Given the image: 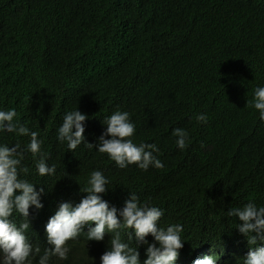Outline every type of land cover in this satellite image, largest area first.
I'll list each match as a JSON object with an SVG mask.
<instances>
[{"label": "trees", "instance_id": "trees-1", "mask_svg": "<svg viewBox=\"0 0 264 264\" xmlns=\"http://www.w3.org/2000/svg\"><path fill=\"white\" fill-rule=\"evenodd\" d=\"M61 45L73 77L62 70ZM257 85L264 0H0V109L14 108L49 145L69 109L88 114L90 143L105 115L128 111L134 142L156 143L164 163L136 181L141 201L162 208L165 220L182 216L188 237L204 227L231 239L224 212L248 200L264 204V125L245 107ZM196 113L208 122L197 123ZM176 127L189 133L184 150L171 135ZM57 145L56 182L83 185L99 169L115 179V196L127 193L129 175L106 154ZM42 149L50 150L47 142Z\"/></svg>", "mask_w": 264, "mask_h": 264}, {"label": "clouds", "instance_id": "clouds-1", "mask_svg": "<svg viewBox=\"0 0 264 264\" xmlns=\"http://www.w3.org/2000/svg\"><path fill=\"white\" fill-rule=\"evenodd\" d=\"M58 50L66 56L63 45ZM66 59L62 70L73 77ZM245 107L264 125V85L252 88ZM87 116L77 107L65 111L52 132L56 144L49 145L39 127H27L14 108L0 109V136H8L0 139V264H264V204L248 200L224 212L234 224L231 239L204 227L201 236L188 237L182 216L165 220L164 210L142 202L137 192L150 167H164L157 144L134 142L136 125L119 108L102 118L105 127L90 143L85 128L96 129ZM194 119L206 124L209 117L196 113ZM171 135L178 149L188 147L186 129L173 128ZM57 143L74 154L82 144L106 154L129 175L123 180L127 193L115 196V179L99 169L91 170L83 185L56 182L51 161L60 158Z\"/></svg>", "mask_w": 264, "mask_h": 264}]
</instances>
